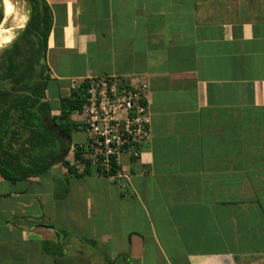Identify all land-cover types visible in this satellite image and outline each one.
<instances>
[{
	"label": "crops",
	"instance_id": "0c3cea01",
	"mask_svg": "<svg viewBox=\"0 0 264 264\" xmlns=\"http://www.w3.org/2000/svg\"><path fill=\"white\" fill-rule=\"evenodd\" d=\"M44 2L51 117L137 79L150 138L116 181L0 177V264H264V0Z\"/></svg>",
	"mask_w": 264,
	"mask_h": 264
},
{
	"label": "trees",
	"instance_id": "16d2710c",
	"mask_svg": "<svg viewBox=\"0 0 264 264\" xmlns=\"http://www.w3.org/2000/svg\"><path fill=\"white\" fill-rule=\"evenodd\" d=\"M28 2L26 24L0 54V177L16 183L43 177L52 166L61 164L70 176L81 178L90 174L89 169L78 174L65 158L71 134L81 131L70 117L84 104L85 83L62 100L60 117L52 118L46 102L50 82L46 52L52 14L44 0ZM5 6L9 13L6 2ZM20 14L18 23L22 22ZM3 20L0 5V25ZM22 139L23 145L16 149L15 144Z\"/></svg>",
	"mask_w": 264,
	"mask_h": 264
},
{
	"label": "built area",
	"instance_id": "2783aa9c",
	"mask_svg": "<svg viewBox=\"0 0 264 264\" xmlns=\"http://www.w3.org/2000/svg\"><path fill=\"white\" fill-rule=\"evenodd\" d=\"M84 83L85 101L75 116L87 141L73 148L71 166L81 174L89 169L100 177L119 180L122 158L138 160L150 138L147 85L113 77Z\"/></svg>",
	"mask_w": 264,
	"mask_h": 264
},
{
	"label": "rangeland",
	"instance_id": "374dc122",
	"mask_svg": "<svg viewBox=\"0 0 264 264\" xmlns=\"http://www.w3.org/2000/svg\"><path fill=\"white\" fill-rule=\"evenodd\" d=\"M8 1L12 5V9L9 13L6 12L5 0H0V5L3 7V11H4V20L0 25V33L7 31V28H11V27L15 28V27L19 26V29L23 28V26L27 22V19H28L29 13H30L29 8H28V4L25 0H8ZM21 8L23 9L22 11H21ZM19 13H21L20 15L22 16V22L21 23H18L19 22L18 21ZM14 36H15V34H14ZM1 44H2V42H0V46H1ZM5 47H3L0 50V54H1V51ZM71 140H72V143L74 144V146H73V148H74L75 144L85 143L87 141V137L84 134V132L81 130L79 132L72 133L71 134ZM23 142H24L23 139L19 140L17 142V144H15V148L20 149V147L23 145Z\"/></svg>",
	"mask_w": 264,
	"mask_h": 264
},
{
	"label": "bare ground",
	"instance_id": "6f19581e",
	"mask_svg": "<svg viewBox=\"0 0 264 264\" xmlns=\"http://www.w3.org/2000/svg\"><path fill=\"white\" fill-rule=\"evenodd\" d=\"M5 2L8 4L9 12H10L12 9V5L10 4V2L8 0H5ZM20 29H22V28H20ZM20 29H19V26L15 27V28L11 27V28H7V31L0 33V42H2V44L0 46V50L3 47L9 45L13 41V39L15 37L14 34L16 33L15 31L16 30L18 31Z\"/></svg>",
	"mask_w": 264,
	"mask_h": 264
},
{
	"label": "water",
	"instance_id": "95a60500",
	"mask_svg": "<svg viewBox=\"0 0 264 264\" xmlns=\"http://www.w3.org/2000/svg\"><path fill=\"white\" fill-rule=\"evenodd\" d=\"M26 2L29 3L28 0H26Z\"/></svg>",
	"mask_w": 264,
	"mask_h": 264
}]
</instances>
